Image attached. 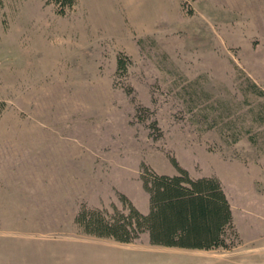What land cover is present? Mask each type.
Instances as JSON below:
<instances>
[{"label": "rangeland", "instance_id": "1", "mask_svg": "<svg viewBox=\"0 0 264 264\" xmlns=\"http://www.w3.org/2000/svg\"><path fill=\"white\" fill-rule=\"evenodd\" d=\"M171 158L222 179L227 264H264V0H0V264H173L73 221L147 212Z\"/></svg>", "mask_w": 264, "mask_h": 264}, {"label": "trees", "instance_id": "2", "mask_svg": "<svg viewBox=\"0 0 264 264\" xmlns=\"http://www.w3.org/2000/svg\"><path fill=\"white\" fill-rule=\"evenodd\" d=\"M55 12L63 15L74 7L76 0H49ZM118 68L124 69L123 58L117 57ZM173 174L144 169L142 186L148 193L149 208L140 211L130 199L119 192L126 211L113 207H89L81 203L73 221L82 232L129 242L147 231L154 244L188 248H229L225 235L232 225L229 201L215 175L192 177L175 158ZM147 167V168H146Z\"/></svg>", "mask_w": 264, "mask_h": 264}, {"label": "crops", "instance_id": "3", "mask_svg": "<svg viewBox=\"0 0 264 264\" xmlns=\"http://www.w3.org/2000/svg\"><path fill=\"white\" fill-rule=\"evenodd\" d=\"M182 167H184L188 171L190 176H192V177L213 175V174H209V173L208 174L200 173V171H199V173L198 172L193 173L190 170H197V168L190 169V168H187L185 165H183ZM200 170H202V169L200 168ZM175 172L176 171H173V172H170L168 174H173ZM217 177L220 179V181L222 180L219 175H217ZM221 185H222V189H223V191H224V193H225V195L229 201L228 193L225 189V185H224L223 181L221 182ZM148 208H149V202H148V193H147V210H148ZM170 247H174V246H170ZM174 248L182 250V251H184L185 254H189V255L183 257V255H185V254L184 253L181 254L180 257H177V259H175L173 264H227V262L229 261V258L231 257L230 255L232 254V253L227 254L226 251H220L219 250L220 247L205 249V248H188V247H176L175 246ZM247 254H249V253L246 252L243 255L247 257L248 256ZM183 258H185V259H183ZM173 259L174 258L170 257V256L165 257V261H168L169 264L172 263ZM248 260L249 259H245L244 261L248 262Z\"/></svg>", "mask_w": 264, "mask_h": 264}]
</instances>
